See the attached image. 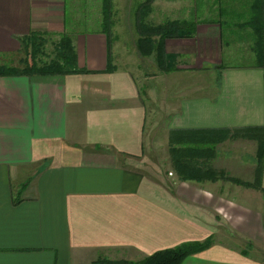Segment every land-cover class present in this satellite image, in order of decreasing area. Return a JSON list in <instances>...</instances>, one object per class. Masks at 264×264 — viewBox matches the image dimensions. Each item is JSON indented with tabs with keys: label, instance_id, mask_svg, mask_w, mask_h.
I'll use <instances>...</instances> for the list:
<instances>
[{
	"label": "crops",
	"instance_id": "obj_1",
	"mask_svg": "<svg viewBox=\"0 0 264 264\" xmlns=\"http://www.w3.org/2000/svg\"><path fill=\"white\" fill-rule=\"evenodd\" d=\"M65 1L0 0V68L32 31L64 30ZM251 2L226 30L199 22L191 38L164 41L168 71L189 87L155 107L118 66L98 16L71 40L78 72L0 75V264L136 262L209 237L182 264H264V192L213 179L264 189V0L262 36ZM154 124L150 179L141 171Z\"/></svg>",
	"mask_w": 264,
	"mask_h": 264
},
{
	"label": "rangeland",
	"instance_id": "obj_2",
	"mask_svg": "<svg viewBox=\"0 0 264 264\" xmlns=\"http://www.w3.org/2000/svg\"><path fill=\"white\" fill-rule=\"evenodd\" d=\"M70 1H65L64 30L62 32L48 31L51 35L37 32L42 34V38L45 40L44 52L46 55L43 60L47 61L49 57L56 54L57 48L65 37L70 40L69 43L72 45L73 35L97 29L98 26L91 25L90 21L93 17L98 16L103 23L102 29L110 37L111 51L113 54L116 53L118 66L134 73L138 85L143 91V98L149 99H147L150 101L148 106L155 107L158 101L171 102L179 95V92L188 86L189 81L183 79L185 75L178 73L172 75L173 71L166 70L162 65L158 66L154 53L149 55L147 52L145 54L138 52L136 41L139 38H149L150 27L158 28L172 20H185L194 24L211 20L226 21L228 22L224 24L226 30L231 22H240L247 18L250 0H111V8L107 12L104 4L100 10L96 11L86 9L88 4H71ZM152 38L158 39V37ZM23 56L21 51L10 61V65L18 67L19 60ZM190 77H192L191 74ZM197 77L203 78L205 75H196L194 79ZM184 84L187 85L183 86ZM156 119H159V114ZM156 127L158 129V125L154 124V127L147 133V145L150 149L147 161L150 166H142L143 171H141L150 179H154L157 174L155 163L159 130L157 133ZM161 169L166 171L169 166H161ZM207 239L211 243L213 242L211 237ZM224 241H227L229 245L236 244L231 240ZM248 247L251 248L252 244H248ZM245 249L249 250L247 246Z\"/></svg>",
	"mask_w": 264,
	"mask_h": 264
},
{
	"label": "trees",
	"instance_id": "obj_3",
	"mask_svg": "<svg viewBox=\"0 0 264 264\" xmlns=\"http://www.w3.org/2000/svg\"><path fill=\"white\" fill-rule=\"evenodd\" d=\"M251 22L258 25L256 31L260 36L263 34L262 25V0H252L251 2ZM104 6L106 12L111 8V0H104ZM143 25V24H142ZM194 23L187 22L185 20L177 21L172 20L164 23L160 27H150L149 38H139L136 41V48L141 54H155V59L158 66H163L166 70H171L173 65V56L168 57L164 54L163 43L166 39L175 38H191L194 34ZM152 37H158L154 40ZM26 41V42H25ZM25 47H22L23 58L19 60V66H5L0 68V75L13 76V75H63L68 73H76L75 67V53L68 38L60 43L57 48L58 51L53 57H49L47 61H44L45 52L44 45L45 40L42 38V34L37 32H31L25 38ZM23 44V46H24ZM165 58V59H164ZM262 138L264 133H261ZM214 173V172H213ZM220 174L221 178L227 179L238 185H243L246 188H252L264 192L260 186H254L248 183L241 182L231 177L225 176L224 173H214L213 179L218 178ZM180 179H189L186 177H180ZM18 202V199L14 200ZM211 245V242L207 239L203 242H188L180 244L172 249H166L156 252L148 257L143 258L136 262L126 261H109V260H96L92 264H182V262L189 256L202 252ZM244 253V252H243ZM245 254V253H244Z\"/></svg>",
	"mask_w": 264,
	"mask_h": 264
}]
</instances>
